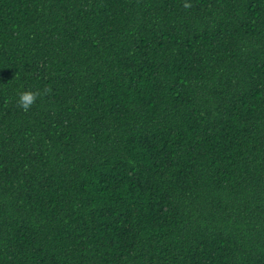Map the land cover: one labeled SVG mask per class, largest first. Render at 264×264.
Masks as SVG:
<instances>
[{
    "label": "trees",
    "instance_id": "16d2710c",
    "mask_svg": "<svg viewBox=\"0 0 264 264\" xmlns=\"http://www.w3.org/2000/svg\"><path fill=\"white\" fill-rule=\"evenodd\" d=\"M0 264H264V0H0Z\"/></svg>",
    "mask_w": 264,
    "mask_h": 264
},
{
    "label": "clouds",
    "instance_id": "9594fccd",
    "mask_svg": "<svg viewBox=\"0 0 264 264\" xmlns=\"http://www.w3.org/2000/svg\"><path fill=\"white\" fill-rule=\"evenodd\" d=\"M185 8L190 7L189 3H185ZM38 93L32 91H22L19 93L20 106L27 111L35 102Z\"/></svg>",
    "mask_w": 264,
    "mask_h": 264
}]
</instances>
